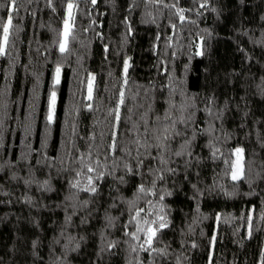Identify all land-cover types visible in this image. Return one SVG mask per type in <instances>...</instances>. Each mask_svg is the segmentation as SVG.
<instances>
[{
    "label": "trees",
    "instance_id": "16d2710c",
    "mask_svg": "<svg viewBox=\"0 0 264 264\" xmlns=\"http://www.w3.org/2000/svg\"><path fill=\"white\" fill-rule=\"evenodd\" d=\"M0 4V264H264V0Z\"/></svg>",
    "mask_w": 264,
    "mask_h": 264
},
{
    "label": "snow or ice",
    "instance_id": "6c2138e0",
    "mask_svg": "<svg viewBox=\"0 0 264 264\" xmlns=\"http://www.w3.org/2000/svg\"><path fill=\"white\" fill-rule=\"evenodd\" d=\"M96 0H93V3H95ZM0 7H3L2 4H0ZM11 7L15 8V0H11ZM73 5L69 4L68 5V9H69V18L66 19L64 21V30L62 33L63 39L59 45V51L61 53H64L67 51L68 49V38L71 35L72 32V24L70 23V21L72 20V16H71V9H72ZM181 20L184 19L183 15L181 14L180 16ZM12 23H13V18L11 15H9L7 17V21L6 23L3 25V35H2V39H0V55H4L5 51H6V47L9 43V35H10V30L12 28ZM130 67L128 61H124V73L127 74L128 68ZM56 75L54 78V82H53V88L55 89V86L58 85L60 83V68L57 67L56 68ZM94 79V77H93ZM92 92H93V86L92 83L90 82L88 85V99L91 100L93 98L92 96ZM124 103V99H123V93H121V99H120V104ZM56 118V92L55 90H53L50 94V98H49V105H48V115H47V121L49 124L53 123L54 120ZM115 119L116 121H120L121 117L119 114V109L116 110L115 112ZM167 131V130H165ZM115 135V133H114ZM165 139H167V136H165ZM110 149L115 150L118 145L113 142L112 144L109 145ZM243 152L244 149L242 148H236L234 151V155L236 156V160L233 162L232 164V171H231V178L233 181H238L243 177ZM179 154V153H178ZM79 163H81L82 165H84V167L87 169L88 172H93L96 171V169L94 167L91 166L90 163L86 162L84 160L83 157L80 158ZM97 166H99V161L96 162ZM142 163V161H141ZM129 171H131V169H129ZM81 175L80 172H77V176ZM103 176V173H100L97 176V179L101 178ZM88 182L89 185H92L93 181H92V177H88ZM73 187H76V184L72 185ZM90 191L95 193L97 191L95 186L90 187ZM138 191L141 193H144L146 190L143 186V184H141L138 188ZM168 195H171V193H168ZM163 196L160 197L161 200H163ZM143 209H139L136 211V214L134 216H132V221H136L137 223H139L138 221V217L140 215V212H142ZM131 222V221H130ZM145 224H149L148 221H144ZM152 225H155V227H153ZM168 227V223L165 221L164 216H158L157 220L151 221V223L149 224V226L145 229L143 227H137L136 232L131 233V236L134 239H140V237L137 235V233L140 232H144L145 234V239H144V243L140 245L141 248H143L145 251H147L148 249H153V242L154 240L157 238L158 233L167 228ZM128 233H126L127 235ZM145 245L147 246L145 248ZM135 250V249H133ZM155 250V249H153Z\"/></svg>",
    "mask_w": 264,
    "mask_h": 264
},
{
    "label": "rangeland",
    "instance_id": "374dc122",
    "mask_svg": "<svg viewBox=\"0 0 264 264\" xmlns=\"http://www.w3.org/2000/svg\"><path fill=\"white\" fill-rule=\"evenodd\" d=\"M69 4H72L73 5V7H72V9H71V16L73 15V10H74V2H69L68 3V5ZM67 11H68V13H67V19L69 18V9H68V6H67ZM70 23H71V21H70ZM63 30H64V27H63ZM63 30H62V33H63ZM62 33H61V35H62ZM62 39H63V36H62ZM59 67V66H58ZM57 68V67H56ZM60 68V67H59ZM61 70V69H60ZM55 75H56V71H55V74H54V78H55ZM60 76H61V71H60ZM93 74H89L88 75V85H89V83L91 82L92 83V86H93V90H94V79H93ZM88 85H87V98H88ZM55 92H56V90H55ZM92 96H93V92H92ZM56 100H57V92H56ZM237 148H242V147H237ZM243 149V148H242ZM234 151H235V149L233 150V154H232V156H233V158H232V164H233V162L236 160V156L234 155ZM244 169H245V158H244V152H243V175H244ZM231 171H232V166H231ZM230 176H231V172H230ZM153 227H154V225H152Z\"/></svg>",
    "mask_w": 264,
    "mask_h": 264
},
{
    "label": "bare ground",
    "instance_id": "6f19581e",
    "mask_svg": "<svg viewBox=\"0 0 264 264\" xmlns=\"http://www.w3.org/2000/svg\"><path fill=\"white\" fill-rule=\"evenodd\" d=\"M67 19V18H66ZM87 94V93H86Z\"/></svg>",
    "mask_w": 264,
    "mask_h": 264
}]
</instances>
